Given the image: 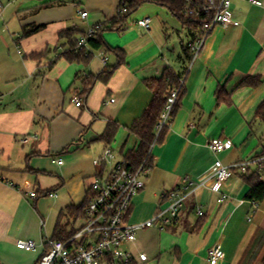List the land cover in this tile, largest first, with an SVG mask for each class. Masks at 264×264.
Returning a JSON list of instances; mask_svg holds the SVG:
<instances>
[{
  "label": "crops",
  "instance_id": "crops-1",
  "mask_svg": "<svg viewBox=\"0 0 264 264\" xmlns=\"http://www.w3.org/2000/svg\"><path fill=\"white\" fill-rule=\"evenodd\" d=\"M261 1L231 0V11L241 24L216 26L192 62L179 57L189 42L187 31L156 2L142 5L117 30L106 25L118 16L119 0H0V264H35L45 252L44 241L55 238L58 226L69 232L77 224L79 218L68 208L87 202L89 188L102 171L94 160L108 146L118 149L113 162L137 147L139 139L129 127L153 97L146 79L161 77L168 68L185 77L184 94L169 129L154 143L153 166L132 205L130 223L152 218L166 203L165 192L188 180L210 178L217 158L232 165L261 154L264 122L253 121L264 100ZM80 9L88 12L86 19ZM144 17L152 18L149 29L136 23ZM99 23L105 26L104 40L123 50L124 61L108 82L96 81L86 93L84 80L107 65L102 54L109 56V65L118 58L87 46L89 60L70 61L63 55L68 38L61 33L75 30L79 38ZM29 25L44 27L25 36ZM250 76H261L262 83L238 86ZM222 85L231 104L217 100ZM75 97L83 99L82 107L75 105ZM110 120L120 127L106 145L101 136ZM213 138L230 139L233 146L215 154L208 147ZM58 157L63 164L54 161ZM250 167L264 181V166ZM241 172L235 169L224 183L228 197L223 202L217 201L213 180L208 179L187 201L177 225L165 231L141 230L146 236L138 235L130 247L146 252L148 260L136 264H238L255 231L264 230V200L254 210L250 184ZM152 229L155 232H149ZM21 239L35 240L37 250L18 248ZM217 242L226 256L211 263L208 250ZM263 256L253 264H264Z\"/></svg>",
  "mask_w": 264,
  "mask_h": 264
},
{
  "label": "built area",
  "instance_id": "built-area-1",
  "mask_svg": "<svg viewBox=\"0 0 264 264\" xmlns=\"http://www.w3.org/2000/svg\"><path fill=\"white\" fill-rule=\"evenodd\" d=\"M249 2L262 5L261 0H248ZM209 6L206 11L213 10L210 21L204 23L203 34L193 43H189L193 58L192 62L200 54L210 32L220 25L224 28L239 26L241 23L235 19L231 11V0H208ZM1 14V10H0ZM82 19L88 17L86 10H79ZM151 17L137 20V24L149 29ZM102 24L91 26L79 37L78 48L87 47L88 40L94 38L101 30ZM106 64L109 56L102 54ZM179 88H173L165 111L158 121L155 132L158 136L162 129L170 124L171 110L179 96ZM74 103L78 107L84 105L82 98L75 97ZM34 138H37L35 135ZM24 142L28 137H23ZM154 143L151 146V153ZM233 143L227 138H213L208 142L210 150L219 154L232 148ZM115 152L112 147L105 148L100 157L94 160L95 165L102 166L89 188L85 216L78 219L77 224L69 229L71 235L63 239H49L44 241L45 252L35 264H136L148 260L146 252H135L130 247L138 239V232L150 227H157L165 231L168 227L180 222L182 211L187 201L192 197L196 188L206 186L208 179L213 180L211 190L219 195L217 201L223 202L228 195L223 192L224 183L233 175L235 169L245 171L246 168L256 162L264 163V154L247 161L225 165L217 158L213 165L210 178L200 181L188 180L184 186H177L162 197L166 199L164 207H160L152 218L141 223L128 221L134 199L146 186V179L151 171L147 157L137 167L122 159L113 162ZM59 164L64 163L63 157L55 158ZM108 167H110L108 169ZM31 197H37L36 192H31ZM254 210L258 208V202L252 200ZM199 215H204L202 208H198ZM17 247L26 251H36L37 243L33 239L19 240ZM225 252L221 243H215L208 250V260L218 263L225 259Z\"/></svg>",
  "mask_w": 264,
  "mask_h": 264
},
{
  "label": "trees",
  "instance_id": "trees-1",
  "mask_svg": "<svg viewBox=\"0 0 264 264\" xmlns=\"http://www.w3.org/2000/svg\"><path fill=\"white\" fill-rule=\"evenodd\" d=\"M218 1V0H217ZM148 2H156L159 5L166 7L169 12L177 17L183 25V28L187 31V37L189 42L183 46V52L179 56L181 60H192L193 55L189 47V43H193L200 35L203 34L204 23L210 21L213 15V10L206 11L209 6L208 0H119L118 16L110 20L106 25L107 28H116L122 30V25L128 22L130 17L139 10V8ZM114 26V27H112ZM44 25H29L24 28V35L29 36L33 33L40 31ZM105 26L102 25L98 34L88 40V46L94 50H107L116 54L118 62L115 65L105 66L104 71L97 75H90L84 80V90L86 93L90 91L96 81L108 82L114 74L116 68L123 63L124 54L123 50L119 47L110 46L106 40L102 37V30ZM211 33V32H210ZM77 31L66 30L61 33L62 37L68 38L69 48L63 55L70 61L74 60H89L87 47L78 48L79 38H77ZM187 73V72H186ZM184 81L185 77L177 73L174 69L168 68L165 70L161 77H152L146 79V84L153 91V97L145 108L141 116L135 119L132 125L129 127L131 133L135 134L139 143L136 148L130 149L125 154V160L129 161L131 165L137 167L147 157L150 168L153 166V148L149 153L153 143L160 141L164 134L169 129L173 117L176 115L179 109V103L184 94ZM262 83L261 76H250L239 82L238 86H251L258 87ZM173 88H179V96L171 110L170 124L165 126L160 134L157 136L155 132L156 125L160 120L163 112L166 109L168 97L171 94ZM218 102L232 103L231 95L226 91L222 85L218 87L216 91ZM264 122V100L259 104L256 109L254 119ZM120 125L115 120H110L101 136L102 141L106 145H110L117 134ZM264 154V150L260 155ZM257 166H264L263 162H256ZM241 176L250 184V190L248 192V198L252 201L260 203L264 200V181L260 178L256 171L252 170L250 165L245 171L241 172ZM86 203L81 206H70L68 212L74 219L82 218L85 216ZM71 235L67 231L65 226H58L54 239L65 240ZM264 252V230L257 229L251 238L246 250L244 251L238 264H253L257 261ZM264 262V256L262 258Z\"/></svg>",
  "mask_w": 264,
  "mask_h": 264
},
{
  "label": "rangeland",
  "instance_id": "rangeland-1",
  "mask_svg": "<svg viewBox=\"0 0 264 264\" xmlns=\"http://www.w3.org/2000/svg\"><path fill=\"white\" fill-rule=\"evenodd\" d=\"M112 147H113V150H118L117 147H116L115 145H113ZM117 157H118V156H117ZM133 203H134V205L136 204V198L134 199ZM159 206H160V207H164L165 205L162 204V205H159ZM160 207H159V208H160ZM159 208H158V209H159ZM139 223H141V222H139ZM154 228H157V227H154ZM149 232H155V230L152 229V230H149ZM138 235H145V233H144V231H139V232H138ZM145 236H146V235H145ZM143 239H144V238H143Z\"/></svg>",
  "mask_w": 264,
  "mask_h": 264
}]
</instances>
